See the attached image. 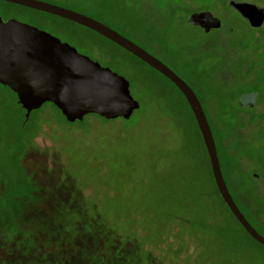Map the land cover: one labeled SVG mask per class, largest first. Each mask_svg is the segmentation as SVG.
<instances>
[{
  "label": "rangeland",
  "instance_id": "obj_1",
  "mask_svg": "<svg viewBox=\"0 0 264 264\" xmlns=\"http://www.w3.org/2000/svg\"><path fill=\"white\" fill-rule=\"evenodd\" d=\"M39 1L161 49L203 100L230 192L246 195L264 222V110L242 115L238 104L244 92L264 96V28L254 33L225 0ZM190 5L226 23L218 38L186 24ZM0 18L124 78L140 105L130 122L87 116L69 124L45 104L21 138L23 110L0 87V264H264V249L247 241L217 196L193 120L165 79L65 20L2 2ZM246 49L258 66L233 79L232 51ZM13 207L24 211L15 223ZM253 225L264 237V224ZM235 244L251 250L231 252Z\"/></svg>",
  "mask_w": 264,
  "mask_h": 264
},
{
  "label": "water",
  "instance_id": "obj_2",
  "mask_svg": "<svg viewBox=\"0 0 264 264\" xmlns=\"http://www.w3.org/2000/svg\"><path fill=\"white\" fill-rule=\"evenodd\" d=\"M59 18L83 27L129 53L168 81L182 94L194 117L204 144L212 177L224 204L249 237L264 247V237L245 218L233 199L221 170L218 151L207 117L192 89L157 58L108 26L81 13L39 0H0ZM229 6L253 28L264 25V9L247 2L229 1ZM201 21V22H200ZM209 22L219 29L221 21L210 13L190 16L189 24ZM0 85L17 97L25 120L52 104L69 124L83 122L87 116L111 121H129L140 105L130 94L129 83L111 70L102 68L74 48L53 36L15 20L0 18Z\"/></svg>",
  "mask_w": 264,
  "mask_h": 264
},
{
  "label": "flooded vegetation",
  "instance_id": "obj_3",
  "mask_svg": "<svg viewBox=\"0 0 264 264\" xmlns=\"http://www.w3.org/2000/svg\"><path fill=\"white\" fill-rule=\"evenodd\" d=\"M195 1H197V0H195ZM229 1L230 0H225L226 7L227 8L229 7V9H231L234 13H236L237 16L241 20H243V22L246 24L247 27H249L251 30H254V33H256L257 31L263 30L264 25L261 28H253V27H251L250 23L246 19H244L238 12H236L233 8H231L229 6ZM197 2H199V1H197ZM236 2H238V3L247 2V3L254 4V5L264 9V6H263L264 5L263 4L264 0H262L261 2H254V1H249V0H240V1H236ZM173 8L175 9L177 7L173 6ZM185 10L187 11V15L185 16L186 24L188 26L192 27V28H195V29L199 30L200 32L204 33L205 35L211 36V34H213V33H218V36H217V38H218L219 35H220L219 32L224 31L225 30L224 28H226V23L225 22H223L220 18L213 16L209 11H207L205 9H194V6L190 5ZM203 12H208L214 18L219 19L221 21V27L219 29H214V28L211 27L209 22L198 23V26H196V27L191 26L189 24L190 16L195 15V14H199V13H203ZM224 19H225V16H224ZM232 27H230L228 29V32H230V30L233 29ZM256 34H258V33H256ZM139 47L142 48L143 50H145L146 52H148L149 54H151L152 56H154L155 58H157L159 61H161L163 64H165L169 69H171L178 77H180L183 80V78L180 75H178L177 70L174 68V64L175 63L171 62V60L169 61V59L167 61L166 60L167 57L164 56L163 51L161 49H154L152 44H150V46L149 45H145V47H141V46H139ZM241 52H240L241 54H237L236 52L232 51V57L229 60L228 67H229V69H232L234 71V72H232V74L234 75L233 79H235L237 77H238V79L241 78L243 76L242 74H244V73L247 74L246 75L247 77H250L249 74L252 73L254 71V68L258 66L257 58L251 57V55L249 54L247 49L243 50ZM184 82L187 84L186 81H184ZM262 83L264 85V77L262 79ZM187 85L195 93V95L198 98V100L200 102V105H201V107H202V109H203V111L205 113V107H204L205 105L203 103V100H201L200 95L189 84H187ZM263 97H264L263 95L259 94L256 91L242 93L238 97V104H239V109H240L239 113L242 114V115L248 114L250 116H259L261 113H263V112H261L260 109L264 110V99H263ZM211 111L213 112V110H211ZM205 115L207 117L206 113H205ZM207 120H208V118H207ZM208 123H209V120H208ZM209 125H210V123H209ZM261 125L262 124H260V126ZM243 126H245V124ZM210 128H211V126H210ZM211 131H212V129H211ZM255 178H257V177H255Z\"/></svg>",
  "mask_w": 264,
  "mask_h": 264
},
{
  "label": "trees",
  "instance_id": "obj_4",
  "mask_svg": "<svg viewBox=\"0 0 264 264\" xmlns=\"http://www.w3.org/2000/svg\"><path fill=\"white\" fill-rule=\"evenodd\" d=\"M59 7H62V6H59ZM63 8H65V7H63ZM74 11V10H73ZM77 13H79V12H77ZM81 14H83V15H85V16H88V17H90L89 15H87V14H84V13H81ZM90 18H92V17H90ZM92 19H94V18H92ZM96 20V19H95ZM93 33V32H92ZM95 34V33H94ZM97 35V34H96ZM99 36V35H98ZM100 37V36H99ZM102 38V37H101ZM104 39V38H103ZM106 40V39H105ZM109 42V41H108ZM111 43V42H110ZM119 48V47H118ZM121 49V48H120ZM122 50V49H121ZM124 51V50H123ZM125 52V51H124ZM127 53V52H126ZM127 54H129V53H127ZM130 55V54H129ZM130 56H132V55H130ZM133 57V56H132ZM133 58H135V57H133ZM136 59V58H135ZM136 60H138V59H136ZM139 61V60H138ZM140 63H142L141 61H139ZM142 64H144V63H142ZM145 65V64H144ZM146 67H148L147 65H145ZM149 69H151L150 67H148ZM152 71H154L153 69H151ZM157 75H159L161 78H163V79H165L169 84H170V86L173 88V90L180 96V98L182 99V101H183V103L185 104V106H186V108H187V110H188V112H189V114H190V116H191V118H192V120H193V123H194V125H195V127H196V130H197V132H198V135L200 136V134H199V130H198V128H197V125H196V122H195V120H194V117H193V115H192V113H191V111H190V108H189V106H188V104L186 103V101H185V99H184V97L182 96V94L179 92V90L171 83V82H169L166 78H164L162 75H160L159 73H157L156 71H154ZM0 87H3V88H5V89H7L8 91H10L8 88H6V87H4V86H2V85H0ZM11 92V91H10ZM12 93V92H11ZM15 97H16V95L14 94V93H12ZM16 99H17V97H16ZM19 105V104H18ZM46 105H50V106H52L56 111H58L52 104H46ZM20 106V105H19ZM45 106V105H44ZM43 106V107H44ZM21 107V106H20ZM43 108H41V109H39V110H37V111H35V112H33L31 115H30V118H29V120L28 121H26L25 120V117L23 118V120H22V122L20 123V126H19V133H21V138L24 136V134L25 133H27V131L31 128V119H32V115H36V114H39L40 112H41V110H42ZM23 110V109H22ZM59 112V111H58ZM60 113V112H59ZM23 114H24V116H25V111L23 110ZM61 114V113H60ZM62 116V115H61ZM63 117V116H62ZM208 118V117H207ZM64 119V118H63ZM100 119H102V118H100ZM102 120H104V119H102ZM257 119L256 118H254V117H251V121L250 122H255ZM64 121H66L65 119H64ZM105 121V120H104ZM131 121V119L128 121V122H130ZM78 123V122H77ZM200 139H201V136H200ZM201 141H202V139H201ZM32 143H34V141L32 142ZM202 144H203V142H202ZM203 147H204V144H203ZM204 150H205V147H204ZM205 153H206V150H205ZM206 156H207V153H206ZM207 158H208V156H207ZM208 162H209V159H208ZM209 168H210V164H209ZM210 174H211V178H212V181H213V186H214V188H215V190H216V194H217V196L219 197V199H220V201L222 202V204H223V206L225 207V209H226V211L229 213V215H230V217L232 218V220H233V222L235 223V225L243 232V234L245 235V237L247 238V241L249 242V243H251V244H253L255 247H258V248H261V249H264V247H262V246H260L258 243H256L255 241H253L250 237H249V235L245 232V230L240 226V224L235 220V218L232 216V214L230 213V211L228 210V208L226 207V205L224 204V202H223V200L221 199V197H220V195H219V193H218V191H217V188H216V186H215V183H214V180H213V177H212V173H211V168H210ZM32 184V183H31ZM226 185H227V183H226ZM33 187V186H32ZM227 187H228V185H227ZM34 188V187H33ZM35 189V188H34ZM229 189V188H228ZM230 191V190H229ZM231 193V192H230ZM231 195H232V197H233V199L235 200V202H236V204L238 205V207H239V209L241 210V212L243 213V215L245 216V218L249 221V223L256 229V227L253 225V223H255V224H257V225H259V226H263V224H264V222H262V220L260 219V218H257L258 217V210H256V208H253V206H250V204H248V202H249V198L246 196V195H237L238 196V198H235L234 196H233V194L231 193ZM16 209V207H13L12 208V214L13 215H11V217L13 218H11L12 219V223H15V219L17 220V217H20L21 215H22V213H24V211L23 210H19L18 208H17V211L15 210ZM18 211H19V213H18ZM3 219V217H0V223H2V220ZM81 226V225H80ZM87 227H89V226H87ZM257 230V229H256ZM259 233V232H258ZM259 234H261V233H259ZM27 241H29V239H27ZM246 248H247V246H245V245H239V244H235L234 246H230V250H231V252H238V251H244V250H246ZM247 249H249V250H251L250 248H247Z\"/></svg>",
  "mask_w": 264,
  "mask_h": 264
}]
</instances>
